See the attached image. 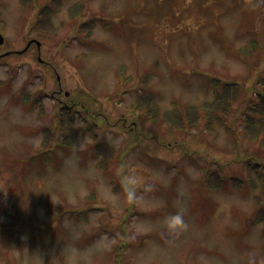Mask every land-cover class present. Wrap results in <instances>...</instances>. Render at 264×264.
<instances>
[{"label":"rangeland","instance_id":"374dc122","mask_svg":"<svg viewBox=\"0 0 264 264\" xmlns=\"http://www.w3.org/2000/svg\"><path fill=\"white\" fill-rule=\"evenodd\" d=\"M33 1L0 0V53L10 52L0 55V264H264L254 191L203 184L213 169L242 178L246 159L264 162L243 134L264 74V0H59L54 33L33 27L52 0ZM78 1L85 10L71 20ZM32 37L40 54L35 44L19 53ZM250 39L257 45L241 58ZM213 79L241 89L217 138L202 125L169 131L131 107L141 92L160 110L199 103ZM58 83L62 101L51 95ZM24 91L45 113L24 106ZM63 101L77 110L78 134L59 148ZM96 138L115 153L107 169L96 166ZM178 210L187 227L176 232L167 221Z\"/></svg>","mask_w":264,"mask_h":264},{"label":"trees","instance_id":"16d2710c","mask_svg":"<svg viewBox=\"0 0 264 264\" xmlns=\"http://www.w3.org/2000/svg\"><path fill=\"white\" fill-rule=\"evenodd\" d=\"M33 1V0H32ZM31 0H21L22 4L30 3ZM34 2V1H33ZM59 0H52L50 3H45L41 6L37 14V21L34 23V28L38 29L39 33H54L56 26H52V20L55 16L56 5ZM54 3V4H53ZM82 2H75L67 8V12L71 20L79 18L84 12ZM3 24L0 20V26ZM94 20L84 21L80 24L78 30L83 31L86 37L92 34ZM257 43L254 39H250L247 44L238 48L240 57H248L251 51L256 47ZM123 69V68H122ZM121 68L119 74H121ZM260 88L254 90V98L250 104L243 110V134L251 142H257L259 147L264 150V74L259 78ZM214 87L213 95L199 103H188L182 108L172 106L165 110H160L155 96L152 92H141L136 95L131 107L135 110L145 113L155 123H164L169 131L177 130L179 132L190 131L198 125H202L205 131L217 138L219 127L224 125L226 117L234 110V104L240 96V86L233 81H220L213 79ZM220 86V87H219ZM219 87V88H217ZM22 103L24 106L33 110L34 107L39 109L41 114L45 113L44 104L35 93L31 94L24 91ZM154 105H153V104ZM77 105L76 103H74ZM71 105L66 101L60 106L59 124L65 131L64 137L60 140L57 146L71 147L78 132L73 126L77 117V110H71ZM80 115V114H79ZM44 137L41 142L43 149L50 144L51 133L47 127L43 128ZM93 144L94 157L97 159L96 166L107 169L108 163L114 158V151L110 150V146L106 141H100L97 138ZM99 141V142H98ZM40 155H45L43 152ZM247 175L239 178L236 176L222 177V167L206 172L203 184L210 191L216 192L223 189L238 190L243 192L245 185H248L254 192L252 193L253 203L256 211L252 219V223L264 225V162L256 155H252L245 160V171ZM93 198L91 192L86 196V199ZM86 211V210H85ZM85 211L80 216L85 215Z\"/></svg>","mask_w":264,"mask_h":264},{"label":"clouds","instance_id":"9594fccd","mask_svg":"<svg viewBox=\"0 0 264 264\" xmlns=\"http://www.w3.org/2000/svg\"><path fill=\"white\" fill-rule=\"evenodd\" d=\"M168 226L176 232H179L187 227V222L184 218L183 210H178L168 217Z\"/></svg>","mask_w":264,"mask_h":264},{"label":"flooded vegetation","instance_id":"af4514ba","mask_svg":"<svg viewBox=\"0 0 264 264\" xmlns=\"http://www.w3.org/2000/svg\"><path fill=\"white\" fill-rule=\"evenodd\" d=\"M33 39H37V38L32 37V38H30V39L27 40V43H28V41L33 40ZM32 44H35L36 47H37L36 42H35V41H32L31 44L28 46V48H29ZM28 48H27L25 51H27ZM40 48H41V47H40ZM25 51H24V52H25ZM37 51L39 52V48H38V47H37ZM1 54H2V53H0V55H1ZM5 55H6V54H5ZM1 56H2V55H1ZM57 80H58V79H57ZM57 88H58V89H53L51 95H52L55 99H58L59 101H62V100L60 99V96H59V95H62V94H63L64 96H66V95L68 94V92L63 90V86H62L60 83H58V87H57ZM65 102H66V101H63V102H62L63 104H60V106H61V105H64Z\"/></svg>","mask_w":264,"mask_h":264},{"label":"water","instance_id":"95a60500","mask_svg":"<svg viewBox=\"0 0 264 264\" xmlns=\"http://www.w3.org/2000/svg\"><path fill=\"white\" fill-rule=\"evenodd\" d=\"M4 41H5V36L3 35V33L0 30V45L3 44ZM32 41H35L37 43L38 48H40L41 42L38 41L37 39H33V40L28 41L26 47H24L23 49L19 50L18 52L25 51L28 48V46L31 44ZM7 53H9V52L3 53L2 55L7 54Z\"/></svg>","mask_w":264,"mask_h":264}]
</instances>
